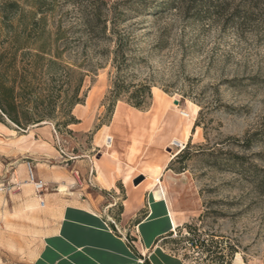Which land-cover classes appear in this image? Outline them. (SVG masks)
<instances>
[{"label":"rangeland","instance_id":"374dc122","mask_svg":"<svg viewBox=\"0 0 264 264\" xmlns=\"http://www.w3.org/2000/svg\"><path fill=\"white\" fill-rule=\"evenodd\" d=\"M44 8L49 28L65 31L57 40L63 63L86 73L79 93L86 98L72 111L79 122L65 128L0 122V264H30L57 224L56 208L42 207L28 182L27 164L46 183L42 198L75 196L82 160L100 155L94 134L117 106L133 107L129 94L143 84L150 93L139 110L150 107L152 87L171 106H197L192 120L178 113L187 148L170 170L187 178L174 187L185 220L170 236L178 243L165 245L173 264H264V0H44ZM50 179L72 184L59 194ZM86 183L93 192L89 176ZM102 194L118 198L115 227L133 239L138 217L118 218L124 188ZM202 240L216 248L212 256Z\"/></svg>","mask_w":264,"mask_h":264},{"label":"crops","instance_id":"0c3cea01","mask_svg":"<svg viewBox=\"0 0 264 264\" xmlns=\"http://www.w3.org/2000/svg\"><path fill=\"white\" fill-rule=\"evenodd\" d=\"M159 94L156 97L152 91L151 105L145 111L127 105L117 106L109 123L97 130L94 147L100 155L95 160L91 156L82 160L86 168L80 170L81 178L78 171L75 172L78 179L75 196L57 198L53 196L56 193L44 194L43 207L56 208L58 219L30 264H146L144 260L150 264H173L160 238L176 232L173 222L177 227L185 220L184 211L175 208L174 187L187 177L185 173L176 174L167 169L172 155L164 149L172 139H182L185 127L182 117L171 107L172 99L162 91ZM196 129L192 123L189 127L191 139ZM134 131L142 132V136L136 139L138 151L129 155ZM107 135L112 136L110 149L105 148ZM155 166L161 168L157 174ZM139 175L144 179L135 186L132 181ZM88 176L95 188L93 192L86 191ZM155 176L159 177L158 182H154ZM50 182L58 186L59 194L72 184L52 179ZM154 183L157 186L162 183L165 197L155 199L150 190ZM120 187L125 190V197L120 201V222L138 217L131 240L125 231L115 227L112 211L118 198L102 194H118ZM141 208L145 210L139 216Z\"/></svg>","mask_w":264,"mask_h":264},{"label":"trees","instance_id":"16d2710c","mask_svg":"<svg viewBox=\"0 0 264 264\" xmlns=\"http://www.w3.org/2000/svg\"><path fill=\"white\" fill-rule=\"evenodd\" d=\"M92 19L101 20L95 13ZM101 23L100 32L104 36L106 22ZM64 35L65 31L59 27L49 28L44 0H0V122L16 130L39 126L44 121H54L56 129L79 122L72 111L86 98V94L79 96L86 73L82 65L76 73L63 63L57 40ZM74 75L76 85L72 84ZM140 89L129 94L131 105L137 109L144 107L145 97L150 93L147 84L140 85ZM141 92L146 95L143 97ZM185 148L187 143L182 150ZM181 152L167 169H173V162L183 157ZM185 228L191 230L190 225ZM171 234L160 238L164 244L178 243V239L170 238ZM199 244L207 255L216 251L204 240ZM144 263L150 264L148 260Z\"/></svg>","mask_w":264,"mask_h":264},{"label":"bare ground","instance_id":"6f19581e","mask_svg":"<svg viewBox=\"0 0 264 264\" xmlns=\"http://www.w3.org/2000/svg\"><path fill=\"white\" fill-rule=\"evenodd\" d=\"M152 91H153V93H155L156 97H158V96L160 95V94H159L160 90H159L157 87H152ZM162 93H163V92H162ZM171 107H172L177 113H180V112H184V113H186V114H187V117L190 118L191 120L194 119V115H195L196 112H197V106L194 105V104L191 103V102L188 103L187 110H183V109H181L180 106H178V105H173V104H172ZM173 109H172V110H173ZM108 137L111 138L112 136H111V135H108L107 138H108ZM137 138L141 139V136H140V135H137V134H134V135L131 137V139H132L133 141H132V145L130 146V149H129V155L134 154V153L136 152V150H137V149H136V145H137L138 142H139L138 140H136ZM179 138H180V137H179ZM173 140H177V141H179V142L181 143V145H183V142H182L180 139H173ZM184 144H185V143H184ZM111 146H112V145H111L110 143H107V142H106V145H105L106 149H110ZM165 147H166V146H165ZM111 152H112V151H111ZM166 153H168L167 150H166ZM178 153H179V152H176L175 155L178 154ZM175 155H173L172 157H174ZM155 167H156L155 172H156V174H157V173H159V170H160L161 168H159V166H155ZM152 171H153V170H152ZM153 178H154V182H156V181L158 182V181H159V177L155 176V177H153ZM159 183H160V182H159ZM150 190H152L153 195H154V197H155L156 200L165 197L164 187L162 186V183H161L159 186H157V183H154ZM171 213H173V212L171 211ZM173 229L176 231V224H175V222H173Z\"/></svg>","mask_w":264,"mask_h":264},{"label":"built area","instance_id":"2783aa9c","mask_svg":"<svg viewBox=\"0 0 264 264\" xmlns=\"http://www.w3.org/2000/svg\"><path fill=\"white\" fill-rule=\"evenodd\" d=\"M179 114H180V116H182L184 118L187 117V114L184 112H180ZM106 142L110 143L111 138L110 137L106 138ZM185 145L186 144L181 145V143L179 141L173 140L170 142V145L168 148L170 150V153L175 154L176 151H179V150L181 151L185 147ZM27 169H28V182H30L33 185L34 191L40 195L39 202H40V205L43 207L45 202H44V199L42 198L41 195L43 194L44 190L46 189V183L40 179L35 178L34 173H33V169L31 167L30 163L27 164Z\"/></svg>","mask_w":264,"mask_h":264},{"label":"water","instance_id":"95a60500","mask_svg":"<svg viewBox=\"0 0 264 264\" xmlns=\"http://www.w3.org/2000/svg\"><path fill=\"white\" fill-rule=\"evenodd\" d=\"M174 103H175V104H178V100H175ZM142 178H143L142 176L136 177V178L134 179V181H133L134 184L137 185V184L142 180Z\"/></svg>","mask_w":264,"mask_h":264}]
</instances>
